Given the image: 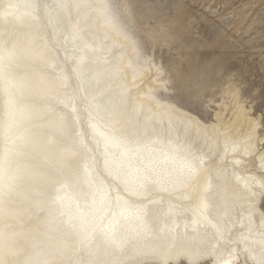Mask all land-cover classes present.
Masks as SVG:
<instances>
[{"label":"bare ground","instance_id":"1","mask_svg":"<svg viewBox=\"0 0 264 264\" xmlns=\"http://www.w3.org/2000/svg\"><path fill=\"white\" fill-rule=\"evenodd\" d=\"M168 84L133 0H0V264H212L209 248H264L257 118L232 92L192 122ZM189 153L195 177L148 184Z\"/></svg>","mask_w":264,"mask_h":264},{"label":"rangeland","instance_id":"2","mask_svg":"<svg viewBox=\"0 0 264 264\" xmlns=\"http://www.w3.org/2000/svg\"><path fill=\"white\" fill-rule=\"evenodd\" d=\"M133 9L140 42L164 67L175 100L184 105L191 85L211 121L216 104L229 106L237 92L264 138V0H133Z\"/></svg>","mask_w":264,"mask_h":264},{"label":"snow or ice","instance_id":"3","mask_svg":"<svg viewBox=\"0 0 264 264\" xmlns=\"http://www.w3.org/2000/svg\"><path fill=\"white\" fill-rule=\"evenodd\" d=\"M167 87H175L174 85H168ZM189 114L188 119L195 122L193 118L203 120V109L205 100L202 99L198 93L191 88V85L187 86L186 95L184 98V105ZM165 159L174 160L171 149L165 154ZM264 162V158H262ZM203 159L189 153L188 156L182 158V162L179 168V175L172 168L169 170L167 177L163 181H154L151 177H146L148 184H152L156 191L163 192L168 191L169 186L175 187L178 182H186L195 177L201 167L203 166ZM179 176L183 177V181H180ZM264 186V185H262ZM211 202H202L195 208L189 209L194 216L199 217L205 213H210L213 210ZM169 212L173 211L172 207H169ZM143 215V209H137L136 216L139 218ZM201 255H208L211 258L212 264H264V248H261L259 252L245 245L243 249L244 259H240L241 252L232 248H226L222 251L216 248H209ZM161 264H170V262L164 258ZM188 264H206L202 262L201 257L197 256L195 259L189 258Z\"/></svg>","mask_w":264,"mask_h":264}]
</instances>
